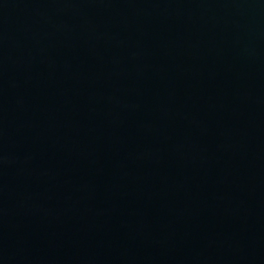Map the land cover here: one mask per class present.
I'll return each mask as SVG.
<instances>
[{"label":"water","instance_id":"obj_1","mask_svg":"<svg viewBox=\"0 0 264 264\" xmlns=\"http://www.w3.org/2000/svg\"><path fill=\"white\" fill-rule=\"evenodd\" d=\"M0 264H264V0H0Z\"/></svg>","mask_w":264,"mask_h":264}]
</instances>
